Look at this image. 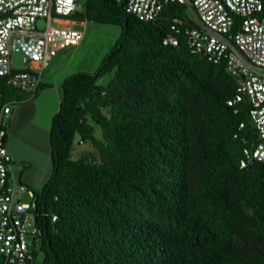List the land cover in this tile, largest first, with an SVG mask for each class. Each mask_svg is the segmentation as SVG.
Returning <instances> with one entry per match:
<instances>
[{
    "label": "trees",
    "instance_id": "16d2710c",
    "mask_svg": "<svg viewBox=\"0 0 264 264\" xmlns=\"http://www.w3.org/2000/svg\"><path fill=\"white\" fill-rule=\"evenodd\" d=\"M124 5L83 0L71 14L120 30L95 69L60 81L50 172L32 192L37 264H264V161L239 165L256 141L246 98L227 104L235 81L224 61L170 29L191 22L185 4L167 2L149 20ZM238 23L234 15L230 29ZM167 32L176 44L162 43ZM36 92L27 97L0 75L1 100ZM75 135L93 151L71 157Z\"/></svg>",
    "mask_w": 264,
    "mask_h": 264
},
{
    "label": "built area",
    "instance_id": "2783aa9c",
    "mask_svg": "<svg viewBox=\"0 0 264 264\" xmlns=\"http://www.w3.org/2000/svg\"><path fill=\"white\" fill-rule=\"evenodd\" d=\"M172 1L186 5L191 22L175 19L170 29L182 33L191 51L214 62L224 61L235 81L227 104L243 97L248 102L256 141L243 146L239 165L251 159L264 161V17L258 15L261 0H125L124 8L139 19L149 20ZM79 6L76 0H0V75L8 85L31 96L40 84L41 70L52 56L81 39L82 30L74 27L75 19L71 17ZM234 15L239 16V23L232 30ZM38 18L44 21L41 28L35 25ZM161 41L176 44L177 38L167 32ZM14 48L22 52L27 66L10 67V51ZM10 103L0 99V264H37L33 253L37 235L33 194L26 189L30 199H19L16 187L24 189L25 185L14 176L5 146Z\"/></svg>",
    "mask_w": 264,
    "mask_h": 264
},
{
    "label": "rangeland",
    "instance_id": "374dc122",
    "mask_svg": "<svg viewBox=\"0 0 264 264\" xmlns=\"http://www.w3.org/2000/svg\"><path fill=\"white\" fill-rule=\"evenodd\" d=\"M78 4H81L83 0H76ZM44 24V21L42 18H38L35 21V25L39 28H41ZM82 30V37L78 41V43L74 45H69L67 47H64L60 51H57L55 55L52 56L51 60L48 62V64L43 69L42 73V79L47 78V75L49 73L50 79H58L57 77L65 76L75 70H86L91 71L96 68L99 60L101 57L106 53V51L112 46L115 39L117 38L119 34L120 27L117 24L113 23H101V22H94V21H87L84 20L83 25L78 26ZM25 58L23 57L22 52L18 48L11 49L10 56H9V65L12 67H19L24 64ZM54 62H57L56 64ZM64 64L61 72L56 75V71L59 68L60 65ZM22 68V67H21ZM18 69V68H16ZM113 74V70L106 71L103 73L97 80L99 84H104ZM53 83V82H52ZM54 85V84H53ZM48 86V85H45ZM43 86V87H45ZM50 86V85H49ZM37 87V92L39 89ZM36 92V93H37ZM37 95L35 94L33 98H35ZM16 101H12L10 103V107L12 103H15ZM92 124V133L95 137H100V128L97 123L91 122ZM26 131V130H25ZM24 132V129H23ZM25 137H26V133ZM36 137L38 136V141L36 142V145L33 141L34 139H30L31 141H28L26 138H23L25 141L24 145L28 146L23 147V155L26 157L23 159V161L18 160L12 155L10 167L15 177H17V174L19 172V169L23 167V164L27 166L29 163L28 161H37L35 167V170L41 166L42 160H48V164L50 162V155H49V145L45 141L44 135H40L39 132L36 133ZM42 137V138H41ZM72 150H71V157H76L79 153L83 151H93V147L91 145V142L86 140H80L78 135H75L73 138V144H72ZM37 150V151H34ZM37 152V153H35ZM37 155H35V154ZM32 154V155H30ZM36 158V159H35ZM41 161V162H38ZM25 166V167H26ZM45 167V166H44ZM43 168V167H42ZM41 168V169H42ZM34 170V171H35ZM24 172V169L21 173ZM45 172V170H44ZM42 184V182H41ZM41 184L31 183L29 185L24 184V189H19L16 187V192L20 200L22 201H28L30 199V196L26 189H31L32 191H38ZM36 260H40L41 253L37 252L36 254Z\"/></svg>",
    "mask_w": 264,
    "mask_h": 264
},
{
    "label": "crops",
    "instance_id": "0c3cea01",
    "mask_svg": "<svg viewBox=\"0 0 264 264\" xmlns=\"http://www.w3.org/2000/svg\"><path fill=\"white\" fill-rule=\"evenodd\" d=\"M83 23L84 20L75 19L73 25L74 27L79 28L78 26L83 25ZM24 61L25 62L22 66L19 67L10 66V67L23 68L28 64L26 60ZM54 63L56 64L57 62ZM63 66L64 64L59 66V68L56 71V75H58L61 72ZM43 69L41 70V74H40V83L48 84V86L39 89V91L36 93L37 96L35 98H33L34 97L33 96L32 98L25 99L23 101H16L15 103H12L10 107L9 121L6 127L5 146L8 153L10 154V157L12 158L13 155L15 158H17L20 161H23V159L26 158L23 155V151H24L23 147H26V149L28 147L24 145L23 141L25 140L23 138H26L28 141H31L30 139H34L35 141L33 142L36 145V142L38 141V136L36 137L37 135L36 133L39 132L41 136L44 135L43 137L45 138V141L48 143V130L50 126V118L58 106V100L60 97L59 84L64 76L59 75V77H57L58 79H53L52 81L48 73L47 75L48 79L46 78L42 79ZM24 133L27 134L26 137ZM28 162L29 163L27 164V166L23 164V167L19 169L17 178L23 184H27V185L31 183L36 184V182L37 184L39 183L41 184V182H43L47 178L50 172V168H51L50 162L48 164L47 158L46 160H44L43 158L42 160L43 166H41V168L42 167L43 168L41 169L40 167H38L36 170L32 167H35L37 161L31 160ZM38 162L41 161L38 160ZM23 169L24 172L21 173Z\"/></svg>",
    "mask_w": 264,
    "mask_h": 264
},
{
    "label": "clouds",
    "instance_id": "9594fccd",
    "mask_svg": "<svg viewBox=\"0 0 264 264\" xmlns=\"http://www.w3.org/2000/svg\"><path fill=\"white\" fill-rule=\"evenodd\" d=\"M31 190V189H30Z\"/></svg>",
    "mask_w": 264,
    "mask_h": 264
}]
</instances>
